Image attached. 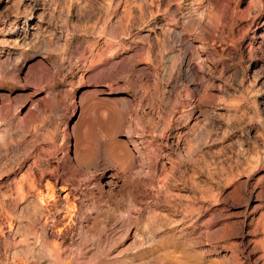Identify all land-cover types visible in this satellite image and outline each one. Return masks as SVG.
Listing matches in <instances>:
<instances>
[{
  "label": "rangeland",
  "instance_id": "rangeland-1",
  "mask_svg": "<svg viewBox=\"0 0 264 264\" xmlns=\"http://www.w3.org/2000/svg\"><path fill=\"white\" fill-rule=\"evenodd\" d=\"M121 1L0 0V264H264V0Z\"/></svg>",
  "mask_w": 264,
  "mask_h": 264
},
{
  "label": "crops",
  "instance_id": "crops-1",
  "mask_svg": "<svg viewBox=\"0 0 264 264\" xmlns=\"http://www.w3.org/2000/svg\"><path fill=\"white\" fill-rule=\"evenodd\" d=\"M170 0H122L121 14L128 20H133L135 17L142 21L152 20L161 12L164 4H169Z\"/></svg>",
  "mask_w": 264,
  "mask_h": 264
},
{
  "label": "bare ground",
  "instance_id": "bare-ground-1",
  "mask_svg": "<svg viewBox=\"0 0 264 264\" xmlns=\"http://www.w3.org/2000/svg\"><path fill=\"white\" fill-rule=\"evenodd\" d=\"M177 121H178V120L176 119V121H174V122L176 123ZM179 133H180V132H179ZM175 137H176V140H177V141H176L177 143H175V146H178V144H179L180 141H183L184 143L190 142V140H189V138H188V134H186V135L184 134V136H181V134H176ZM175 146H174V147H175ZM173 150H174V149H173ZM179 150H180V149H179ZM133 151H134V150H132V152H133ZM174 151H175V150H174ZM194 152H195V151H194ZM194 152H191V154L189 153V154L187 155V158H190V160H191L192 158H195L196 156H198V152H199V150H198V151L196 150L195 153H194ZM136 153H138V155H139V153H140L137 147H136V150H135V154H136ZM173 153H174V152H173ZM187 153H188V152H187ZM193 153H194V154H193ZM174 154H176V155L178 156L179 153L176 152V153H174ZM136 155H137V154H136ZM138 155H137V156H138ZM177 156H176V157H177ZM180 157H181V156H180ZM180 157H179V158H180ZM136 158H137V157H136ZM187 160H188V159H187ZM184 161H185V160H184ZM187 163H188V162H187ZM193 163H194V162H193ZM188 164H189V163H188ZM191 164H192V163H191ZM175 165H176V168H177V169L180 168V164H179V162H178L177 160H176V162H175ZM172 168H173V167H172ZM187 168H188V167H187ZM207 174H208V173H207Z\"/></svg>",
  "mask_w": 264,
  "mask_h": 264
}]
</instances>
